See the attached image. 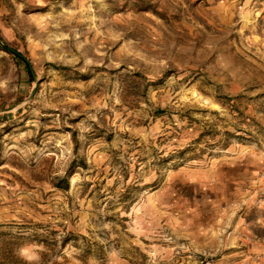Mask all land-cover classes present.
Segmentation results:
<instances>
[{
  "label": "rangeland",
  "instance_id": "374dc122",
  "mask_svg": "<svg viewBox=\"0 0 264 264\" xmlns=\"http://www.w3.org/2000/svg\"><path fill=\"white\" fill-rule=\"evenodd\" d=\"M0 264H264V0H0Z\"/></svg>",
  "mask_w": 264,
  "mask_h": 264
},
{
  "label": "trees",
  "instance_id": "16d2710c",
  "mask_svg": "<svg viewBox=\"0 0 264 264\" xmlns=\"http://www.w3.org/2000/svg\"><path fill=\"white\" fill-rule=\"evenodd\" d=\"M9 51L10 53H13L15 58L19 59V60H22V57L18 54V53H15V52H11L10 50H7Z\"/></svg>",
  "mask_w": 264,
  "mask_h": 264
}]
</instances>
